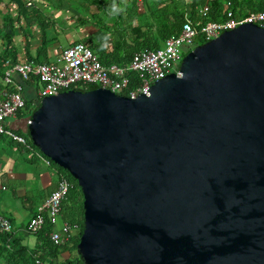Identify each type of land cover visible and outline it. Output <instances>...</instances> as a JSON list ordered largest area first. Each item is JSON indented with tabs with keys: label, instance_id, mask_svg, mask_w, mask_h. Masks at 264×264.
Here are the masks:
<instances>
[{
	"label": "water",
	"instance_id": "1",
	"mask_svg": "<svg viewBox=\"0 0 264 264\" xmlns=\"http://www.w3.org/2000/svg\"><path fill=\"white\" fill-rule=\"evenodd\" d=\"M178 73L30 114V142L81 190L83 264H264V28L196 45Z\"/></svg>",
	"mask_w": 264,
	"mask_h": 264
},
{
	"label": "built area",
	"instance_id": "2",
	"mask_svg": "<svg viewBox=\"0 0 264 264\" xmlns=\"http://www.w3.org/2000/svg\"><path fill=\"white\" fill-rule=\"evenodd\" d=\"M31 2H27L30 6ZM208 8L199 11V20H185L178 35L167 38L162 47L156 50H143L135 53L126 65L100 62L87 46L76 41L66 49L59 51L51 62L37 63L24 61L16 63L4 75L5 88L0 92V135L6 136L19 144L24 150L36 156L47 167H51L56 175L54 190L36 207L34 215L27 223V231L36 234L45 223H49L50 241L61 246L68 244L78 233L79 226L61 221V203L69 190L74 186L67 175L53 166V162L43 155L28 139L7 128L6 121L15 117L25 106L23 87L15 83L12 73L18 74L24 82L34 77L40 84L38 98L57 95L69 90H88L90 87L108 89L113 93L134 99L139 95L150 94L151 85L171 72L178 73V66L183 57V48L192 50L198 40L203 42L215 39L226 31L243 23H251L264 28V11L253 13L243 18L233 16L228 9L223 21H203L207 17ZM202 42V43H203ZM135 75L138 82L133 81ZM130 83L134 84L130 88ZM0 233H13L11 221L0 215ZM36 264H50L35 259ZM53 264V263H52Z\"/></svg>",
	"mask_w": 264,
	"mask_h": 264
},
{
	"label": "trees",
	"instance_id": "3",
	"mask_svg": "<svg viewBox=\"0 0 264 264\" xmlns=\"http://www.w3.org/2000/svg\"><path fill=\"white\" fill-rule=\"evenodd\" d=\"M3 1L5 0H0V5ZM45 1L47 3L54 1L57 7H62L64 2H68L74 7H82L89 13L92 7L104 10L106 18L100 17L98 15L99 11L92 14L93 19L98 20L99 39L88 37L82 39L80 42L84 43L87 48L97 55L102 64H117L120 66L128 64L132 56L137 52L161 48L167 38L179 34L185 20L188 19L192 22L199 20V11L205 7L208 8L207 17L202 18V20L215 22L225 20L228 9L233 11V16L236 18H243L250 14L264 11V0H153L150 6L147 0H143L142 4L139 0ZM11 3L16 5L18 15L24 19L28 28L36 25L42 31L41 45L36 51V56L30 58L29 61L37 63L49 62L47 49L56 40L55 38H48L45 32L47 29L53 28L52 20L44 16L35 5L27 6L26 0H6L3 4L8 7ZM140 5L147 8L141 12ZM0 18L2 20L0 40L5 41L7 47H10L12 39L15 36V22L18 20L13 19L8 11L2 12L1 8ZM110 18H113L114 22L108 25L106 20ZM78 20L81 25H84L87 21L83 17H80ZM153 28H155V31ZM202 42V40L197 41V43ZM7 50L4 49L0 52V76L4 75V71L8 66L7 60L15 58L13 56L14 52ZM130 76H132L133 81L138 82L135 75L131 74ZM31 79L36 80L34 77ZM133 85L130 83V88ZM91 88L95 87L92 86ZM37 106L38 102L33 104L31 101L25 100L23 109L27 110L28 114H31ZM18 133L30 141L27 133ZM52 164L59 171L65 173L74 185L61 203L62 220L79 226V231L72 238L71 242L61 246H56L50 241L49 233L51 226L49 223H45L43 229L35 234L39 235L41 240H43V254H49L54 260H57L61 253L67 251L75 252L77 249V244L83 231V196L76 181L67 171L54 163ZM34 213H32V216ZM0 235H4L3 239L6 240L12 233H0ZM43 254L39 256L41 261L46 258ZM12 261L16 264H36L35 260L28 257L22 248L18 249V255ZM59 264H83V261L78 254L73 253L69 259Z\"/></svg>",
	"mask_w": 264,
	"mask_h": 264
},
{
	"label": "crops",
	"instance_id": "4",
	"mask_svg": "<svg viewBox=\"0 0 264 264\" xmlns=\"http://www.w3.org/2000/svg\"><path fill=\"white\" fill-rule=\"evenodd\" d=\"M26 1H30V6L35 5L44 16L52 20L54 26L50 29H53L55 33L61 32L65 34L66 29L63 26L61 18L56 15L53 18L51 13L41 6L44 4L46 7L47 2L45 0ZM139 1L142 4L143 0ZM152 1L147 0L149 6ZM2 4L0 5L2 12L8 11L13 19L18 20L15 22L16 30L11 46L7 47L5 41L0 40V52L8 49L14 52L13 56L15 57L7 60L8 66L4 71L5 75L10 66L28 61L30 58L36 56V51L42 42V31L36 25L28 28L24 19L18 15L15 4H9L6 10H3ZM109 4L112 6L111 3ZM146 8L140 5L141 12ZM90 13L93 19L92 14L94 12L91 11ZM95 21L98 23V20L95 19ZM1 23L2 20L0 18V27ZM153 30L155 31V28ZM49 31L47 29L45 33L48 34ZM88 37L99 39V37L96 36L95 38L92 35L83 36L73 39L67 45L69 46L73 42L81 41ZM48 38H55L56 40L47 49L49 62H51V58H55L59 53V49L61 50L63 47H61V43L55 35H50ZM4 75L0 76V92L5 88ZM11 78L15 83L22 85L25 100L31 101L33 104L41 100L38 98V91L40 90L38 81L30 79L24 82L16 73H12ZM29 117L30 114H28L27 110L22 109L15 117L9 118L6 121V126L15 133H27ZM55 184L56 175L51 167L45 166L40 159L24 150L16 142L6 136L0 135V215L9 219L13 226V233L6 240L3 239L4 235H0V264H16L12 259H15V256L18 255L19 248L24 249L27 256L32 260L39 259V256L44 253L43 240H41L39 235L31 234L27 231V223L32 217V213L35 212L36 207L54 190ZM60 220L62 221V216ZM73 253L77 254V250L75 252L67 251L61 253L57 260H54L49 254H43L46 257L43 261L50 264H59L69 259Z\"/></svg>",
	"mask_w": 264,
	"mask_h": 264
},
{
	"label": "rangeland",
	"instance_id": "5",
	"mask_svg": "<svg viewBox=\"0 0 264 264\" xmlns=\"http://www.w3.org/2000/svg\"><path fill=\"white\" fill-rule=\"evenodd\" d=\"M40 1V0H39ZM125 1V0H124ZM43 8H46L47 11L49 13H51V15L53 16V18L55 17V15L57 17L61 18L62 23L64 24V28L65 30V34L59 32V33H55L53 29H48V36H53L55 35L58 39L59 42L61 43V47H63L61 50H64L68 47V43L70 41H72L73 39H77L80 37H87V36H94L96 38L100 37V34L98 32V24L95 21V19H92L91 13L85 11L83 8L79 9L78 7H74L72 4H69L68 2H64V5L62 7H57L55 2H48L46 3V7L44 6V4L41 5ZM3 10H6L7 6H4V4H2ZM92 12L97 13L99 11V16L106 18L105 16V11L100 9L98 10L96 7H92L91 9ZM83 17L85 18L87 21L85 25H81L79 24V18ZM109 24H113L114 20L113 18L111 19H107L106 20ZM60 31V28H59ZM74 35V36H73ZM76 41V40H75ZM201 44V43H200ZM59 49V51H61ZM187 51L186 48L182 49V52L185 54ZM55 58H51V60L53 61Z\"/></svg>",
	"mask_w": 264,
	"mask_h": 264
}]
</instances>
